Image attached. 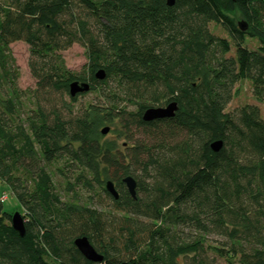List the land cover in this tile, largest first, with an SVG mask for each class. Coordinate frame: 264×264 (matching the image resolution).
Here are the masks:
<instances>
[{
    "label": "trees",
    "instance_id": "16d2710c",
    "mask_svg": "<svg viewBox=\"0 0 264 264\" xmlns=\"http://www.w3.org/2000/svg\"><path fill=\"white\" fill-rule=\"evenodd\" d=\"M16 41L29 45L33 90L17 84ZM74 43L87 50L80 73L61 53ZM245 78L264 101V0H0V181L26 231L14 230L4 193L0 264H213L210 236L224 240L214 251L227 264H264V119L255 104L226 112ZM75 81L89 91L72 97ZM89 93L98 99L76 104ZM171 102L174 117L143 119ZM59 162L85 200L63 199L49 168ZM78 237L103 261L84 257Z\"/></svg>",
    "mask_w": 264,
    "mask_h": 264
},
{
    "label": "rangeland",
    "instance_id": "374dc122",
    "mask_svg": "<svg viewBox=\"0 0 264 264\" xmlns=\"http://www.w3.org/2000/svg\"><path fill=\"white\" fill-rule=\"evenodd\" d=\"M229 17L238 24L239 22L248 21L246 18L239 12L234 11L229 13ZM211 30L218 36L225 37L230 39L228 32L221 26L217 25L215 23H211ZM260 42L257 38L254 37H246L245 45L251 49V50H257L260 47ZM12 56L15 60V64L13 67L17 68L18 72V78H17V84L19 88H21L23 91L27 90H33L36 87V79L33 77L31 70L29 68V59H30V50L29 45L24 41H16L10 45ZM236 49L233 46L232 51L229 53L230 55H233L235 53ZM66 66L72 70L75 73L82 72L87 64H88V55L86 47L83 46L80 43H74L70 48L67 50L61 52ZM234 96L229 105L227 106L226 112H231L235 110L236 108L245 106L247 104H255L260 107L261 115L264 119V101H258L256 97L253 94V85L252 81L248 78L241 79L239 82H237L235 89H234ZM98 99L97 93H89L85 97H80L77 105L81 103H85L88 101H95ZM29 104L27 105V107ZM158 106V105H157ZM130 109L135 110V107L132 106ZM50 170L53 172V178L57 183L58 191L61 193L63 199L65 200H73L75 197L86 199L89 194L85 191V189H82L77 183L75 182L74 178L68 179L65 177L64 174H62L61 171H58L59 169H63V173H65V164L62 162L55 163L54 165H51ZM72 183L73 185H69L68 183ZM70 188H69V187ZM6 193L8 195V199L3 202L4 209L6 212L9 213H15L19 212L23 216H25V210L20 205L18 199L11 193L9 187L0 181V196L2 194ZM82 203V201H81ZM209 241L206 243L205 247V259H208L210 261H214L213 264H227L226 260L223 258H220L216 255L214 251V247H222V244L224 243L223 239L217 237V236H210ZM223 242V243H221ZM192 255V254H191ZM215 258V260L213 259ZM189 264V259L182 260L180 259V262H186ZM186 264V263H185Z\"/></svg>",
    "mask_w": 264,
    "mask_h": 264
},
{
    "label": "water",
    "instance_id": "95a60500",
    "mask_svg": "<svg viewBox=\"0 0 264 264\" xmlns=\"http://www.w3.org/2000/svg\"><path fill=\"white\" fill-rule=\"evenodd\" d=\"M237 1V0H233ZM169 5L174 4V0H168ZM239 26L242 30H246L247 24L245 22H239ZM106 76V73L104 70H99L96 73V77L99 79H104ZM90 85L85 82H79L75 81L70 84V95L72 97L78 95L79 93H84L89 91ZM178 110V104L176 102H171L165 107H150L148 108L144 114L143 119L145 121H152L156 119H163V118H172L175 116L176 112ZM110 128L105 127L102 130L103 134H107L109 132ZM223 143L222 141H215L212 143L211 147L214 151H219L222 147ZM123 182L126 184L128 191L130 194L136 199L137 198V182L133 176H127L123 179ZM107 191L115 198H119V192L115 186V183L111 180L107 181L106 183ZM12 226L15 231H17L20 236H25V220L21 213L15 212L12 216ZM77 248L80 250V252L86 257L88 260L93 262H102L103 261V255L100 254L91 244L89 239L87 237H78L74 241ZM121 264H131L130 262H123Z\"/></svg>",
    "mask_w": 264,
    "mask_h": 264
},
{
    "label": "built area",
    "instance_id": "2783aa9c",
    "mask_svg": "<svg viewBox=\"0 0 264 264\" xmlns=\"http://www.w3.org/2000/svg\"><path fill=\"white\" fill-rule=\"evenodd\" d=\"M6 198H7V195H6V194L1 195V196H0V201L3 202Z\"/></svg>",
    "mask_w": 264,
    "mask_h": 264
}]
</instances>
